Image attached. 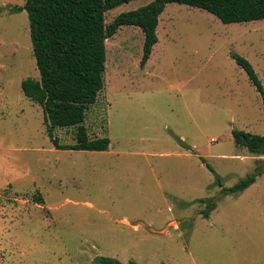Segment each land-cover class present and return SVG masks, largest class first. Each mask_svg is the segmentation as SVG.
Returning a JSON list of instances; mask_svg holds the SVG:
<instances>
[{
	"label": "rangeland",
	"instance_id": "rangeland-1",
	"mask_svg": "<svg viewBox=\"0 0 264 264\" xmlns=\"http://www.w3.org/2000/svg\"><path fill=\"white\" fill-rule=\"evenodd\" d=\"M151 1L108 10L105 22ZM25 3L0 0V264H264V156L232 134L264 135V106L231 57L248 59L264 85V19L225 24L169 3L143 68V30L121 26L84 122L90 138L111 141L98 152L57 148L43 107L22 90L40 78L28 13L13 11ZM76 132L53 129L60 144ZM259 172L244 191L222 193ZM210 198L206 218L198 201Z\"/></svg>",
	"mask_w": 264,
	"mask_h": 264
},
{
	"label": "trees",
	"instance_id": "trees-1",
	"mask_svg": "<svg viewBox=\"0 0 264 264\" xmlns=\"http://www.w3.org/2000/svg\"><path fill=\"white\" fill-rule=\"evenodd\" d=\"M130 1L133 0H26L23 7H13L14 12L26 10L28 13L40 74L39 79H24L21 87L28 98L43 107L49 137L59 149H109L110 139L106 136L90 138L84 122L89 108L97 102L105 87L106 40L121 26H137L143 30L145 38L140 65L144 67L159 41V17L169 3L207 10L225 24L264 19V0H152L145 6L120 13L107 25L105 13ZM2 11L0 9V13ZM231 57L245 70L264 106V85L251 62L236 52H231ZM58 127H76V142L60 144L53 135V129ZM232 134L236 145L264 156V135L238 129ZM207 166L215 173L212 166ZM262 173L248 176L229 188L223 187L219 176L217 182L223 187V194H235L251 186ZM198 202L206 204L202 212L206 218L217 207L213 198ZM95 262L138 264L134 260L122 262L110 256H97Z\"/></svg>",
	"mask_w": 264,
	"mask_h": 264
},
{
	"label": "crops",
	"instance_id": "crops-1",
	"mask_svg": "<svg viewBox=\"0 0 264 264\" xmlns=\"http://www.w3.org/2000/svg\"><path fill=\"white\" fill-rule=\"evenodd\" d=\"M153 50H154V48H153ZM152 53H153V51H152ZM151 55H152V54H151ZM150 57H151V56H150ZM149 59H150V58H149ZM232 59H233V58H232ZM235 62H236V61H235ZM148 63H149V60L147 61V63L145 64V66H148V65H149ZM145 66H144V67H145ZM240 67H241V66H240ZM142 68H143V67H142ZM241 68H242V67H241ZM110 143H111V141H110ZM109 149H110V147H109ZM109 149H108V150H109ZM108 150H106V151H108ZM98 152H103V151H98ZM253 184H254V183H253ZM253 184H252V185H253ZM252 185H251V186H252ZM249 187H250V186H249ZM249 187H248V188H249Z\"/></svg>",
	"mask_w": 264,
	"mask_h": 264
}]
</instances>
